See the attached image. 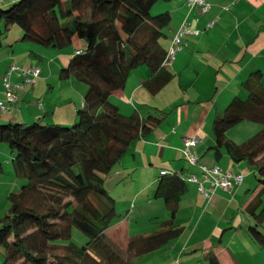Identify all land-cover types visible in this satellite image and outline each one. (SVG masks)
<instances>
[{"label": "trees", "instance_id": "1", "mask_svg": "<svg viewBox=\"0 0 264 264\" xmlns=\"http://www.w3.org/2000/svg\"><path fill=\"white\" fill-rule=\"evenodd\" d=\"M161 1L169 0H20L0 7V49L13 27L21 30L23 40L56 50L69 47L75 38L87 44L61 71L62 79L73 77L87 85L73 125L0 121V144L9 148L15 175L23 181L8 195L10 211L0 216V249L5 251L0 264H133L134 258L153 254L183 234L185 227L175 220L194 183L189 178L197 175L176 169L160 170L150 197L164 200L170 220L125 245L109 231L118 214L107 178L149 132L144 118L124 115L111 96L142 66L151 69L144 87L152 95L174 78L163 64L167 50L162 45L172 14H153ZM242 85L248 96L233 98L214 120L209 151L218 161L226 153L235 163L254 168L259 191L246 208L254 221L248 233L264 248L263 72L254 71ZM244 122L259 123L262 129L243 143L235 142L228 132ZM197 146V165L183 155L184 161L200 166L202 173L204 167H219L242 175V183L233 189L244 184L241 173L221 164H201ZM74 228L89 238L86 244L72 241ZM197 264L220 262L209 253Z\"/></svg>", "mask_w": 264, "mask_h": 264}, {"label": "crops", "instance_id": "2", "mask_svg": "<svg viewBox=\"0 0 264 264\" xmlns=\"http://www.w3.org/2000/svg\"><path fill=\"white\" fill-rule=\"evenodd\" d=\"M19 1L0 0V7L8 8ZM210 1L213 7L209 14H202L199 9L191 10L187 0L161 1L162 3L158 4L157 10L170 11L172 14V21L162 40V45L167 51L185 20L189 21L192 29L199 30L200 34L184 37L182 50L168 68L174 78L158 94L152 95L144 87L152 72L148 66H142L130 74L123 89L114 92L111 96V101L119 106L124 115L138 114L144 118L149 132L146 138L136 143L133 150L108 176V184L120 183L131 171L135 177V173L143 169L144 161L140 149L145 147L153 149L149 160L151 165L155 162L154 157L159 160V171L176 169L184 173L186 168L182 154L184 139L194 137L199 139L197 151L201 157V164H221L228 171L244 175L243 163H235L226 153L218 161L209 148L214 144L212 132L214 120L222 116L233 98L248 96L243 88V82L254 71L260 70L263 72L264 84V0ZM216 19L218 22L215 27L207 30V23ZM5 42V46L0 49V101L3 99L4 90L2 77L12 64L22 68L37 66L41 68V75L34 85L24 83L21 77H13V83L23 84V90H16L18 100L9 105L12 108L10 112L0 111V121L14 118L25 124H28L29 120L32 123L43 124L68 126L74 124L77 111L84 103L83 89L74 83L72 77L68 79L72 92L66 91L67 87H63L64 79L61 77L62 70L58 76V69L59 66L61 69L67 67L75 53L86 49V42L75 38L69 47L52 51L54 48L23 40L22 32L18 27L11 28ZM46 54H57L56 59L51 63L57 65V73L56 67L53 68L50 63H46V58L43 57ZM74 87L79 90V94L74 93ZM138 177L141 178V172ZM245 185L248 186L246 191H244ZM135 186L138 188L136 183ZM114 187L119 185L114 184ZM237 187L235 186L231 193L219 191L209 200L200 195L195 186L191 193V208L194 217L198 209L204 210L207 207V211L212 210L210 219L214 222L215 232L223 228L222 237L230 233L241 234L242 243L250 248L253 256L260 258L259 263L253 256L250 257L241 251L243 247L238 245L242 243L236 244L235 251L230 248L227 250L221 247L223 246L221 239L218 246L212 242H206L202 247L198 244L193 245L188 253L183 250L184 247L170 244L167 246L169 247L167 256L175 261L171 264H197L209 253L215 254L220 264H264V248L251 246L252 238L249 236L248 227L254 221L246 211L259 189L252 190L248 183ZM145 190L147 184L139 191V195H136L137 201L140 199L143 202L153 201L150 195L143 194ZM248 193L251 194L248 196ZM203 201V206L199 207L198 204ZM238 207L246 220L236 217L235 210ZM221 210L224 211L219 216ZM206 212L200 223L205 219ZM227 230L229 233L225 234ZM197 231L190 234V241ZM110 235L113 240L122 242L118 240L121 239L118 236L119 231H110ZM164 250L165 248L157 251L156 254H161ZM195 252H200V256L194 255ZM183 255L184 258L180 257Z\"/></svg>", "mask_w": 264, "mask_h": 264}, {"label": "rangeland", "instance_id": "3", "mask_svg": "<svg viewBox=\"0 0 264 264\" xmlns=\"http://www.w3.org/2000/svg\"><path fill=\"white\" fill-rule=\"evenodd\" d=\"M158 11L159 10L155 8L153 14L155 15L156 14L155 12ZM52 51H58V50L53 49ZM56 55L46 54L43 55V57L45 56L47 64L48 63L51 64L56 59ZM51 66H53V68L56 67L55 72L57 73V65L51 64ZM60 70H62L61 66H59L58 69V76L60 75ZM72 79L74 83L78 85V87H81V89H83L82 94L85 95L87 91V85L85 83L77 81L75 78ZM63 81H64L63 87H67L65 88V90L72 92L69 86L68 79L67 80L64 79ZM74 93L79 94V90L76 87H74ZM30 121L31 120L27 121V123L32 124V122ZM261 129H262V125L259 123L244 122L230 129V131L228 132V136L231 139H233L235 142L243 143L246 140L250 139ZM140 152L142 153V159L144 161L143 169H141L138 173H135V177H133L131 171L130 173H127L126 179H122L120 183L113 182L107 186L108 189L111 191L113 197L115 198L116 211L118 214V217L112 223V226L109 231H114V232L119 231L118 236L121 239L118 240H121L122 242H124V244H126L132 238L145 234H151L152 232L159 230L161 228V223L168 221L171 218L170 212L167 209L163 199L161 198L152 199L153 201L151 202H148V200L143 202L141 199L138 201L136 200V198L138 197L136 195L146 184L148 191L145 190L143 194L148 196L150 195V197L154 194L157 186L156 182L159 176L158 173L160 172L159 171L160 167H158L159 160L156 159V157H154L155 162L153 165H151L149 160V155L153 154V149L145 147L140 149ZM1 164L3 166L2 169H4V171L1 170ZM243 167H244L243 169L245 176L244 184L248 183L251 186L252 190H256L258 181L254 176V168L250 167L247 163H243ZM140 172H141V178L138 177ZM187 172L196 174L197 176H199L200 179L201 177H203L201 167L200 166L192 167L188 162H186V168L184 170V174H187ZM21 183H23V181H21L16 177L13 169V165L11 164V155L9 153V148L5 144H0V216H4L10 211L11 204L9 202L8 195L13 191H18L21 186ZM135 183L137 184L138 188H136ZM114 184H118L119 187L113 188ZM194 185L196 186V184L194 183L190 184V192L188 193L189 195L188 196L186 195L187 197L186 196L184 197V199L181 202L182 204L180 203V209L178 211L175 220L176 224L185 227V230L183 234L179 238L174 240L171 244L179 245V247L180 246L184 247L183 250H186L185 252L188 253L193 248L192 247L193 245L198 244L199 246L202 247L206 242H212L214 245L218 246L222 239L223 240V246H221L222 248L227 250L228 248H230L231 250L235 251V249L237 248L236 244L242 243L241 234L238 235H235V233L227 234L229 233V230H227L226 232H224L227 235H225V237H222L221 232L223 228H220V230L215 232L214 222L212 221V219H210V212L212 210L207 211V207L204 210L198 209L196 212V216L194 217L190 202V200H192L191 193L195 187ZM151 186L153 187L151 189H148ZM247 189L248 186L245 185L244 191H246ZM251 193H248L247 195L249 196ZM148 196H146V199L148 198ZM203 204L204 201L200 202L198 206L201 207L203 206ZM223 211L224 210L220 211L219 216L223 213ZM231 211L233 212V210ZM205 212L207 213L206 217L200 223V219L204 217ZM235 213L237 218L242 217L244 220H246V217L242 216L241 212L239 211V207L235 210ZM260 228L264 229L263 226ZM196 231L197 234L190 241L189 239V237L191 236L190 234H194ZM114 237H117V235H114ZM206 238L207 241H205ZM72 241L82 246L89 241V238L85 234H83L79 229L74 228ZM250 242L252 243L251 246L257 245L253 240L252 241L250 240ZM238 247H243L241 248V251L244 252V254L250 257L253 256V252L250 250L249 247H247L245 243L238 245ZM166 248L167 247H165V250L161 254H156V252H154L153 254L151 253V255L149 254L147 256L145 255L143 257L134 258L133 264H171L175 262L174 260H172V257L169 258L167 256L168 255L167 253L169 252V247L167 249ZM0 253L3 255L5 253L4 249H0ZM195 254H198L200 256V252H195L194 255ZM180 257L184 258L185 255ZM253 257L256 260V262L259 263L260 258H256L255 256ZM2 260H3V256L0 255V262H2Z\"/></svg>", "mask_w": 264, "mask_h": 264}, {"label": "built area", "instance_id": "4", "mask_svg": "<svg viewBox=\"0 0 264 264\" xmlns=\"http://www.w3.org/2000/svg\"><path fill=\"white\" fill-rule=\"evenodd\" d=\"M187 5L190 9H199L202 14H209L212 10V3L210 0H187ZM198 22V20H197ZM218 20H213L206 25V29L210 30L215 27ZM200 32L197 29H192L191 24L188 20L183 22L179 32L172 39L170 48L167 51V55L164 59V65L169 68L177 59L179 52L183 48L184 37L190 35H199ZM80 52H77V54ZM41 75V68L37 66L21 67L17 64H12L7 72L3 75V99L0 101V111L10 112L12 110L11 106L18 100V89L23 90V84H14L13 77H21L24 83L34 85ZM198 138H185L182 153L184 157L188 160L191 165H197L198 156L195 151L198 145ZM203 182L195 175H191L189 178L190 182L198 184L199 192L206 198H210L215 195L218 190L224 192H231L234 184H241L243 181L242 175H233L231 173H225L219 167L203 168ZM206 185H209L207 187Z\"/></svg>", "mask_w": 264, "mask_h": 264}]
</instances>
